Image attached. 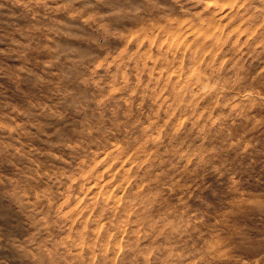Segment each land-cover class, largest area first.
Wrapping results in <instances>:
<instances>
[{"label": "rangeland", "instance_id": "1", "mask_svg": "<svg viewBox=\"0 0 264 264\" xmlns=\"http://www.w3.org/2000/svg\"><path fill=\"white\" fill-rule=\"evenodd\" d=\"M0 264H264V0H0Z\"/></svg>", "mask_w": 264, "mask_h": 264}]
</instances>
